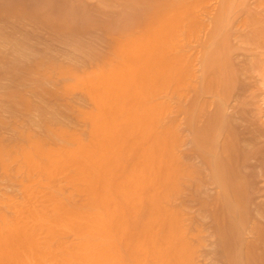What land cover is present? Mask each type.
Listing matches in <instances>:
<instances>
[{
	"label": "bare ground",
	"instance_id": "bare-ground-1",
	"mask_svg": "<svg viewBox=\"0 0 264 264\" xmlns=\"http://www.w3.org/2000/svg\"><path fill=\"white\" fill-rule=\"evenodd\" d=\"M16 1L22 7L15 10L13 0L15 12L6 13L0 0V16L54 27L65 36L112 27L116 37L106 54H85L83 66L90 70L81 73L49 57L20 66L16 58L24 64L28 57L22 42L13 44L16 60L0 56L1 69L7 67L0 73L10 71V88L17 89L5 91L8 108L32 111L15 82L33 73V82L27 79L33 86L26 82L30 91L43 94L55 78L60 87L55 93L45 87L44 94L62 100L81 90L93 106L76 113L87 123V142L63 128L60 108L49 116L39 106L41 136L20 131L12 142L0 141V171L23 196L0 200L9 209V215L0 209V264H196L203 228L213 262L264 264V0H217L207 25L198 15L208 0H95V10L64 0L71 16L58 22L43 7L53 0ZM206 26L198 75L196 54L187 47ZM169 100L176 101L173 114L183 117L189 133L187 161L177 150L183 143L177 117L162 123ZM131 151V163L118 168ZM60 177L71 191H64ZM184 187L197 207L190 230L179 209L165 206ZM76 194L84 195L82 203Z\"/></svg>",
	"mask_w": 264,
	"mask_h": 264
},
{
	"label": "rangeland",
	"instance_id": "rangeland-1",
	"mask_svg": "<svg viewBox=\"0 0 264 264\" xmlns=\"http://www.w3.org/2000/svg\"><path fill=\"white\" fill-rule=\"evenodd\" d=\"M16 0H14V2H15ZM23 1L24 0H20V2H21V4H23ZM26 1V4H32V5H43V2H44V0L42 1V3H41V0L39 1V0H25ZM24 1V2H25ZM36 1V2H35ZM48 1H50V0H48ZM47 0L44 2L45 3V5L46 4H49V2H48ZM52 1V0H51ZM50 1V2H51ZM57 1V0H56ZM56 1H52L51 3H50V5H51V7L49 6V5H46V6H43L44 7V9H45V7H46V10L45 11H47L48 9L50 10V12H49V10L47 11V12H49V13H52L51 14V16L54 18H56V20L54 19V21H59L60 20V18H63L62 20L64 21L65 20V17L68 15L67 13H68V6L66 5V3L64 4V0H60V1H62L61 3H60V1H59V3H58V1L56 2ZM73 1V2H72ZM81 3H80V2ZM85 1H87V0H66L65 2H67V4L68 5H70L71 6V4L73 5V3H74V5H76V3H77V5L79 4V5H85V6H87L88 8H90V10L91 9H93L94 7H96V5H97V1L95 2V0H88L87 2H85ZM2 2H4V4L7 6H10V8H7L6 7V13H9V11L11 10V9H13V6L14 5H16V6H14L15 8V10H17L16 9V7L19 9V6L20 7H22L21 5H17V1L15 2L16 4H12L13 3V0L11 1V0H1V4H3ZM7 4H6V3ZM19 2V1H18ZM47 2V3H46ZM53 2H54V4H53ZM70 2V3H69ZM56 3H58V4H56ZM93 3V4H92ZM216 3H217V0H208V2L206 1V3H205V5H204V7L202 6L201 7V10H200V8H199V15H198V11H197V15H198V17H199V19L203 22L204 21V23L207 25V22H208V20L210 19V16H212V13H214L213 12V8H214V6H216ZM63 4L65 5V6H63ZM53 5V6H52ZM57 5H58V7L59 8H57ZM60 5V6H59ZM63 7H62V6ZM212 5V6H211ZM49 8H48V7ZM69 6V7H70ZM211 6V7H210ZM61 7V8H60ZM48 8V9H47ZM68 8V9H67ZM72 8V7H71ZM204 8V9H203ZM13 9V11L15 12V10ZM52 9V10H51ZM64 9V10H63ZM209 9V10H208ZM8 10V11H7ZM57 10V11H56ZM70 11H71V9H69ZM93 10H95V8L93 9ZM92 10V11H93ZM118 10H119V8H118ZM203 10V11H202ZM204 10L206 11L205 13H204ZM12 11V12H13ZM63 11V12H62ZM69 11V12H70ZM91 11V12H92ZM11 12V11H10ZM65 12H66V14H65ZM90 12V13H91ZM95 12V11H94ZM94 12H92V13H94ZM210 14H209V13ZM89 13V14H90ZM90 14L91 15V17H94V15L95 14ZM69 14H72V13H69ZM88 14V15H89ZM97 14V13H96ZM116 16H117V14L116 13H114ZM203 14H206V15H204L203 17H202V15ZM5 15V14H4ZM55 15V16H54ZM201 15V16H200ZM57 16V17H56ZM62 16V17H61ZM70 16L71 15H68L67 17L68 18H70ZM74 16V15H73ZM72 16V17H73ZM98 15H95V17H97ZM207 18H206V17ZM72 17H71V19H72ZM205 17V18H204ZM4 18H7V19H4ZM10 18V17H9ZM68 18H66V21H68V22H70V20L68 19ZM109 18V16H107V18L106 17H102L101 19H104V20H107ZM204 18V19H203ZM59 19V20H58ZM68 19V20H67ZM74 19V18H73ZM73 19H72V21H73ZM205 20H207V22L205 21ZM4 21V22H3ZM18 20H16V18H13V17H11L10 19H8V17H3V15L2 16H0V32H2V34H3V38H1L0 37V56H6V57H8L9 59H11V60H16L17 59V61L18 62H22V63H20L21 65L20 66H22V67H25V65L26 66H28V64L30 63V62H32V60H35V59H41L42 57L43 58H47V57H49V58H51V59H53V60H55V61H57L58 60V63H63V65H68V64H73L74 66H76V67H78V71L81 73V72H83L82 70H84V68H85V70H86V68L87 67H89V66H83L84 64H85V59H84V57H85V54L88 52V53H90V52H92L93 51V53H99V54H106L107 52H108V44H110L109 42H112L111 40H114V38L116 37L115 35V32H113V31H111L113 28L111 27V30L109 31H106V30H103V29H100V28H97L96 26L95 27H91L90 26V28H88V29H86L85 28V30H83V32L82 31H80L79 32V30L76 32L75 30V27H77V26H74L75 25V19H74V24H71V25H73L74 27V33H76V34H73V35H69V36H65V35H62L60 32H58L57 30L56 31H54V27L53 28H51V27H49V26H42V25H39V24H37V23H34V22H31V21H29V20H23V21H19V22H17ZM53 21V20H52ZM53 21V22H54ZM61 21V20H60ZM71 21V22H72ZM25 22V23H24ZM13 23V24H12ZM20 23V24H19ZM60 23V22H59ZM58 23V24H59ZM73 23V22H72ZM53 24V23H52ZM15 25V26H14ZM8 26V27H7ZM22 26V27H21ZM51 26H54V25H51ZM55 26H56V23H55ZM93 26V25H92ZM12 27V28H11ZM42 28V29H41ZM60 27H59V25H57V29H59ZM206 28H207V26L205 27V29H204V31H203V34H202V32L200 33H198L197 34V36L196 37H194V40H190L191 41V43L189 42V45H190V47H187V50L189 51V54L191 55V56H193L194 54H196V55H194L193 56V58H192V60H193V72H194V74H198L199 75V72H200V67H199V59H200V53L198 52V50H200V40H201V37H203V35H204V33L205 32H207V30H208V28H207V30H206ZM14 29V30H13ZM52 29H53V31H52ZM116 28L114 27V31H116L115 30ZM45 30V31H44ZM35 31V32H34ZM86 31V32H85ZM104 32V33H103ZM109 32V33H108ZM1 34V35H2ZM102 34V35H101ZM107 34V35H106ZM112 34V35H111ZM200 34H201V36H200ZM7 35V36H6ZM35 35H37V36H35ZM198 35H199V37H198ZM9 36V38L8 39H11L12 41H14V42H12L11 43V41L9 40V42L7 41V40H5V38H7ZM34 36V37H33ZM40 36V37H39ZM80 37V38H79ZM112 37V38H111ZM26 38V39H25ZM62 38V39H61ZM85 38V39H84ZM196 38V39H195ZM99 39V40H98ZM198 39V40H197ZM72 40V41H71ZM34 41V42H33ZM92 41V42H91ZM98 41V42H97ZM193 41V42H192ZM20 42H22L23 43V45H24V48L26 49V51L24 50V52H27V55H26V57H27V61H25L24 62V64H23V61H19L20 59H18V58H16V54H18L13 48H15L14 46H13V44H20ZM70 42V43H69ZM77 43V44H76ZM87 43V44H86ZM198 43V44H197ZM63 44V45H62ZM81 45V46H77V48H76V45ZM195 46H193V45ZM96 46V47H95ZM197 46H198V48H197ZM12 47V48H11ZM95 48V49H94ZM104 48V49H103ZM188 48H190V49H188ZM195 48V49H194ZM48 49V50H47ZM3 50H4V52H3ZM13 50V51H12ZM71 50V51H70ZM16 52V54H15V52ZM82 52V53H81ZM192 52H194V54L192 53ZM197 52H198V54H197ZM252 52H254L255 54H256V52H257V50H255V51H252ZM83 53H84V55H83ZM11 54V55H10ZM243 54V52H239V55H242ZM40 55V56H39ZM49 55V56H48ZM83 55V56H82ZM18 56V55H17ZM195 56H196V58H195ZM60 57V58H59ZM198 57V58H197ZM13 58V59H12ZM16 58V59H15ZM58 58V59H57ZM74 58V59H73ZM196 60V61H195ZM63 61V62H62ZM84 62V63H83ZM67 63V64H66ZM2 64V62H0V66H3V65H1ZM79 65H81V66H79ZM86 65V64H85ZM198 65V66H197ZM5 66V65H4ZM6 67V66H5ZM4 67V68H5ZM4 68H2L1 69V67H0V70L2 71V70H5ZM7 68V67H6ZM83 68V69H82ZM196 68H198V69H196ZM89 70H90V67L88 68ZM88 70V71H89ZM196 72H195V71ZM0 71V72H1ZM199 71V72H198ZM10 72V71H9ZM9 72L7 73V74H9ZM36 74H37V72H35ZM3 74V73H2ZM1 73H0V121L2 122H0V141H2V142H12L13 140H15L16 139V137H17V135H18V132H22V131H28V132H31V133H34L36 136H41L43 133H42V127L40 126H38L37 124H38V119H40V111H39V107H43V108H46L45 109V111H47L46 113L47 114H51L52 113V110H54V112H56V111H58V109H56V111H55V108H60V115L58 116L59 117V121H60V123L63 125V128L67 131V132H72V133H77L78 132V134L79 133H81V135H82V138H83V140H85L86 142H87V130H88V127H87V123L86 122H84L83 120H78V119H76V113L77 112H79V111H84V112H90L91 110H93V106H92V104L86 99V97H84L85 96V94H84V92L83 91H81V90H76V91H73V92H71V93H69V94H67L66 96H63L64 98H61L62 100H56V99H54L53 98V95H52V93H46V94H44V92H45V87H47V88H49L50 89V91L52 90V92L54 91V93L57 91L56 89H58L59 87H60V85L59 84H61V81H58V79H56L55 80V78H54V81H52V82H48V83H46V85L44 84V92H43V90H41L42 92H43V94H41V92H40V94H38L37 93V90L35 91L36 92V94H33V93H35L34 91L32 92V91H30V89L32 88H30L29 87V85L27 84V83H29V82H27L29 79H28V77H32L33 79L34 78H36L37 76H35L34 75V73H33V75L31 74V75H29V76H25V77H23L24 78V80H25V84L26 85H28V87L27 86H25L24 85V83L23 84H19V82L20 81H24L22 78V80H20L19 79V81L18 82H15V83H17L16 85H17V88H20L21 90H23L22 92H23V95H24V97L26 98V99H28V102L29 103H31L32 104V107H33V109H32V111L31 110H29V112L28 111H25V112H23V110H21L20 108H21V106L18 104V106L20 107H18V106H16L17 104H15V106H16V108H15V106H13L12 108H15V109H12L11 108V106L8 108V105H10L9 103H7L6 104V99H5V95H6V93H5V91L6 92H8L9 90H7L8 88H10V86H13L14 85V83L12 82V80L14 81V79H12V78H9L8 76H10V75H7V74H3L2 75ZM198 75H195L196 77L198 76ZM35 76V77H34ZM11 77V76H10ZM32 78H30V79H32ZM11 79V80H10ZM28 79V80H27ZM32 79V80H33ZM18 80V79H17ZM16 81V80H15ZM30 81V80H29ZM27 82V83H26ZM30 82H33V81H30ZM2 83V84H1ZM30 85H32L33 86V83L31 84V83H29ZM50 85V86H49ZM15 86V85H14ZM27 87V88H26ZM6 88V89H5ZM12 88H14L15 90H17L16 89V87H12ZM12 88H10V89H12ZM5 89V90H4ZM30 91V92H28V90ZM1 90H3V91H1ZM13 90V89H12ZM18 91H19V89H18ZM40 90H38V92H39ZM49 91V90H48ZM47 91V92H48ZM263 91V90H262ZM21 92V91H20ZM82 92V93H81ZM264 92V91H263ZM32 93V94H31ZM30 94V95H29ZM51 95V96H50ZM76 95V96H75ZM29 96V97H28ZM41 97V98H40ZM6 98H8V97H6ZM2 99H4V100H2ZM172 99V98H171ZM203 99H207V97H205V98H203ZM9 100V99H8ZM87 100V101H86ZM5 101V102H4ZM43 101H44V103H43ZM170 101V100H169ZM9 102V101H8ZM4 103V104H3ZM176 104V101H170L169 102V105L168 106H171L172 108H170L169 110H170V112L168 111L167 113H166V115L164 116V120H165V122H162L163 124H165L166 123V121H168L169 122V120L172 118V117H177L176 119H177V121H178V125H180L179 127H178V129L180 130V129H183V130H180V136H181V139H183L182 140V142L184 143H181V145L178 147V149L177 150H179V153L178 154H180L181 155V157H183L184 158V160H186V159H188V157H187V155L189 154V150H190V145H189V143H188V138L187 137H189V133H188V130H187V128L186 129H184V128H182V126L183 127H186L185 126V124L184 123H182V122H184L183 121V117L180 115V116H176V114H173V112L175 113V109L173 108L174 106H176L175 104ZM82 104H84V105H82ZM7 106V108H6V106ZM78 105V106H77ZM39 106V107H38ZM49 106V107H48ZM38 109V111H36V108ZM81 107V108H80ZM53 108V109H52ZM8 109H11L10 111L8 110ZM80 109V110H79ZM172 109V110H171ZM13 110V111H12ZM78 110V111H77ZM68 111V112H67ZM59 112V111H58ZM50 114H49V116H50ZM59 114V113H58ZM75 115V116H74ZM63 116V117H62ZM65 116V117H64ZM17 117V118H16ZM27 117V118H26ZM67 117V118H66ZM181 117V118H180ZM13 118V119H12ZM73 119V120H72ZM74 119H76V120H74ZM263 119V118H262ZM15 120V121H14ZM41 120V119H40ZM39 120V121H40ZM163 120V121H164ZM180 120V121H179ZM29 121V122H28ZM62 121V122H61ZM21 123V124H20ZM68 124V125H67ZM78 124V125H77ZM167 124V123H166ZM182 124V125H181ZM184 124V125H183ZM40 125V124H39ZM8 126V127H7ZM11 127V128H10ZM27 128V129H26ZM72 128V129H71ZM22 129V130H21ZM83 129V130H82ZM36 130V131H35ZM78 130V131H77ZM184 130H186V131H184ZM8 131V132H7ZM17 131V132H16ZM41 131V132H40ZM184 132H186V133H184ZM85 133V134H84ZM188 133V134H187ZM182 135L184 136V137H182ZM187 135V136H186ZM84 136V137H83ZM86 136V137H85ZM6 137V138H5ZM9 138V139H8ZM187 138V139H186ZM129 140V139H128ZM127 140V141H128ZM186 140V141H185ZM185 141V142H184ZM129 143H131V140H129L128 141ZM185 148H186V150H185ZM182 149H183V151L184 152H186V153H184L183 151H182ZM180 150H181V152H180ZM178 152V151H177ZM187 152H188V154H187ZM130 154H132V156H130ZM185 154H187V155H185ZM133 157H134V152H129V153H127V154H125V156H123V158H121V160L119 161V167L118 168H124V167H126V165L128 166L130 163H131V161H132V159H133ZM186 158V159H185ZM124 159H126V160H124ZM130 159H131V161H130ZM183 160V159H182ZM189 160V159H188ZM122 161V162H121ZM126 161V162H125ZM130 163H129V162ZM187 161V160H186ZM128 162V164H126ZM183 162H185V161H183ZM186 163V162H185ZM122 166H121V165ZM121 166V167H120ZM0 173H1V171H0ZM113 175V176H112ZM112 175H111V177H115V174H114V171L112 172ZM60 181H59V183H62L63 182V180H64V178H62V177H60V179H59ZM9 181V182H8ZM10 181L11 180H6V178H4L3 177V175H2V173L0 174V200L2 199V198H13V200H16V201H20L21 200V198L23 197L22 195H21V191H20V187H18V185L16 184V185H13L14 183H13V181H12V183H10ZM3 182V183H2ZM63 185V186H62ZM62 185H61V187H63V189L64 188H66L64 191H68V190H70V188H68V187H66V185L64 184V182L62 183ZM68 188V189H67ZM11 190V191H10ZM39 191H40V189H38ZM42 190H44V189H42ZM18 191V192H17ZM20 191V192H19ZM71 191V190H70ZM205 192H206V190H205ZM44 193H46L45 192V190H44V192H41V195H43ZM66 193H69V192H66ZM186 193H188V190L186 189V187H184L183 188V190L181 191V193H179V196L177 197V198H175V200H173L172 202H168V203H166L165 204V206H166V208L167 209H171V210H174V209H179V211H181V217H182V224H183V227L184 228H186V230H187V228H188V230H190L191 229V227H192V220H190V219H193V217H194V215H195V213H196V211H197V207H194L195 205L193 204V203H191V201H190V196H189V193L188 194H186ZM12 197H11V196ZM20 197V198H19ZM78 197V198H77ZM74 199H75V201H77V202H83L84 201V199H85V197H84V195L83 194H76L75 196H74ZM77 199V200H76ZM178 199H179V201H178ZM12 200V199H11ZM190 202H189V201ZM179 202V203H178ZM169 204V205H168ZM178 204V205H177ZM167 205H168V207H167ZM177 205V206H176ZM193 205V206H192ZM192 208V209H191ZM196 208V209H195ZM0 209H1V211L2 212H4V213H6V215H9V213L7 214V212H8V210L9 209H6V208H3L2 207V205L0 204ZM7 211V212H6ZM192 211H193V213H192ZM188 212V213H187ZM11 213V212H10ZM187 213V214H186ZM187 216V217H186ZM185 217V218H184ZM192 217V218H191ZM184 219V220H183ZM190 220V221H189ZM200 220V221H199ZM198 221L200 222V224H203L202 223V221H204V219H202L201 220V218H198ZM190 222V223H189ZM205 223H207L206 221H205ZM129 225V224H128ZM127 225V231H125V240H127L128 238H129V236L128 235H130L129 234V229H130V225L128 226ZM207 225V224H206ZM191 226V227H190ZM203 226H205L204 224H203ZM206 231L207 230H204V228H203V231H202V233H201V238L203 239V245H201L200 246V248L198 249V253H197V261H196V264H219V263H215V262H213L212 261V258H211V255L208 253V251H210V248L208 247V237L209 236H207V234L208 233H206ZM131 233H132V230H131ZM128 234V235H127ZM70 236V237H69ZM69 236H67V242H68V240H69V242H72V240H74V237L72 236V235H69ZM73 238V239H72ZM123 238H124V236H123ZM65 239V238H64ZM63 239V240H64ZM206 240V241H205ZM62 242H65V241H62ZM205 243V244H204ZM207 243V244H206ZM65 244H68V243H65ZM69 244H71V243H69ZM207 245V246H206ZM205 246V247H204ZM208 247V248H207ZM203 248V249H202ZM201 249V250H200ZM200 251V252H199ZM207 251V252H206ZM200 254V255H199ZM207 255V256H206ZM210 257H209V256ZM212 257H215V256H212ZM211 258V259H210ZM209 259V260H208ZM199 260V261H198ZM202 262V263H201ZM221 264V263H220Z\"/></svg>",
	"mask_w": 264,
	"mask_h": 264
}]
</instances>
